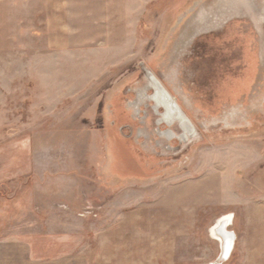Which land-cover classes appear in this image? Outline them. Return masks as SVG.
Wrapping results in <instances>:
<instances>
[{"label": "rangeland", "instance_id": "obj_1", "mask_svg": "<svg viewBox=\"0 0 264 264\" xmlns=\"http://www.w3.org/2000/svg\"><path fill=\"white\" fill-rule=\"evenodd\" d=\"M263 12L262 0H0V241L53 234L38 255L56 260L91 250L97 230H147L149 264L157 251L177 264V233L189 254L215 206L264 196ZM147 72L194 138L157 125Z\"/></svg>", "mask_w": 264, "mask_h": 264}, {"label": "crops", "instance_id": "obj_2", "mask_svg": "<svg viewBox=\"0 0 264 264\" xmlns=\"http://www.w3.org/2000/svg\"><path fill=\"white\" fill-rule=\"evenodd\" d=\"M209 182V181H207ZM245 189L258 188L257 182H250L253 186L242 182ZM217 209V216L208 229L202 231L197 243H190L189 254L183 251L177 233V264H216L223 251L220 243L209 234V228L215 221L227 216L223 228V236L233 235L232 245L227 250V259L222 264H264V196L259 193H245L240 195L237 202L228 205L221 204ZM232 219V220H231ZM210 222V221H209ZM205 228V227H204ZM178 232V231H177ZM45 233L40 239H35L32 232L13 234V238L0 241V264H131L138 259L139 264H149L150 251L148 248V231L129 228H109L95 231L94 243L91 250L85 245L75 255H63L55 260L51 256H39V252L53 253L54 241L51 235ZM16 236V237H15ZM213 237V238H212ZM228 237H231L230 235ZM70 244V238L62 243ZM135 244L142 247V251L134 252ZM184 247V246H183ZM154 264H161L163 253L157 251Z\"/></svg>", "mask_w": 264, "mask_h": 264}, {"label": "bare ground", "instance_id": "obj_3", "mask_svg": "<svg viewBox=\"0 0 264 264\" xmlns=\"http://www.w3.org/2000/svg\"><path fill=\"white\" fill-rule=\"evenodd\" d=\"M252 1V0H251ZM264 0H262L263 2ZM247 3V2H246ZM242 4V3H241ZM250 4V3H249ZM260 5V4H259ZM218 6V5H216ZM238 6V5H237ZM262 6V5H261ZM241 8V7H240ZM250 8V7H249ZM252 9V8H251ZM260 9V8H258ZM238 9L235 11L237 12ZM240 12V11H239ZM251 12V11H250ZM258 12V10H257ZM216 13V12H214ZM253 13V12H252ZM264 13V12H263ZM239 14V13H238ZM236 14V15H238ZM217 15V14H216ZM263 16V14H261ZM260 15V16H261ZM202 16V15H200ZM206 16V14H205ZM219 16V15H218ZM239 17V16H238ZM212 18V17H211ZM248 18V17H247ZM216 19V16L213 18ZM213 19H208V21L210 20L211 23H214ZM264 20V19H263ZM261 21V20H260ZM224 22V21H223ZM254 22L256 24H258L257 20L254 19ZM262 22V21H261ZM260 22V23H261ZM213 25V24H212ZM189 26V25H188ZM260 28V27H259ZM190 29V28H188ZM218 29V28H217ZM216 29V30H217ZM187 31V30H186ZM183 35V34H182ZM256 35V34H255ZM184 36V35H183ZM179 37V36H178ZM189 39V38H188ZM187 39V40H188ZM256 39V38H255ZM263 39V38H262ZM185 40V38H184ZM190 40V39H189ZM180 44V43H179ZM183 44V43H182ZM188 44V43H187ZM181 45V44H180ZM183 47V46H182ZM258 50V49H257ZM181 51V50H180ZM172 52V51H171ZM258 57V56H257ZM260 63V62H259ZM178 64V63H177ZM146 77H147V83L144 90H142L140 92V95L143 97V99H146L147 101L153 103V109L156 111V115H157V125L160 124H167V125H171L174 123H177L182 131V135L180 136L181 139H183L185 141V139H190V138H194V132L195 129L192 125V123L190 122V120L186 117V115L184 114V112L182 111L181 107L178 104V101L175 99V97L173 95H171V93L168 91V89L161 83V81L152 73V72H147L146 73ZM174 81V80H173ZM142 84V83H141ZM141 84H137L139 86H141ZM136 85V86H137ZM150 89L152 91V94L149 95L147 93V90ZM138 92V91H137ZM181 105V103H180ZM167 136L169 138H172L174 136L173 133L168 132ZM213 139V138H212ZM144 147V146H143ZM152 155H154V153H152ZM163 159L167 158V157H162ZM227 216H224L222 218H220L219 220L215 221V225H213L211 227V229H209V232H211L212 236L214 237V239H216V241H218V243H220L222 251L223 248L225 250L226 248V253L227 250L230 247V244L232 245V240L231 238H233V235L231 233H229L227 236H223V228L226 225H230V223H226L225 220ZM232 220V219H231ZM231 237H228V236ZM224 241H226V244L224 243ZM223 254V259H227L226 258V254ZM216 264H222V261H218Z\"/></svg>", "mask_w": 264, "mask_h": 264}, {"label": "water", "instance_id": "obj_4", "mask_svg": "<svg viewBox=\"0 0 264 264\" xmlns=\"http://www.w3.org/2000/svg\"><path fill=\"white\" fill-rule=\"evenodd\" d=\"M231 239H234V238H231ZM224 243L226 244V241H224ZM227 245V244H226ZM225 253H226V248H225V250H224V248H223V253H222V255H221V257H220V259L218 260V261H220L221 262V260L223 259V254L225 255ZM217 261V262H218Z\"/></svg>", "mask_w": 264, "mask_h": 264}]
</instances>
